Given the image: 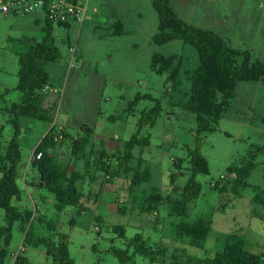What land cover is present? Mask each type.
<instances>
[{"label": "rangeland", "instance_id": "1", "mask_svg": "<svg viewBox=\"0 0 264 264\" xmlns=\"http://www.w3.org/2000/svg\"><path fill=\"white\" fill-rule=\"evenodd\" d=\"M170 2L188 24L211 30L231 47L248 51L253 59L264 62V0ZM45 24L38 14L0 18V126L3 127L5 146L11 142L14 133L7 109L14 103H22V93L17 90L18 54L42 42ZM158 27L159 16L151 0H90L81 27L54 26L62 57L58 63L48 64L47 71L58 89L53 113L57 127L67 128L73 136L83 125L94 127L92 144L97 150L112 155L124 151L125 143L138 132L142 114L151 110L156 101L162 102L156 125L141 130V136L150 138V146L143 156L145 166L150 170V181L135 195H130V178L112 179L92 166L86 181L79 183L85 194L84 204H88L82 213L74 206L59 210L53 194L45 189L26 187L24 180L30 178L34 152L52 125L21 120L18 143L22 162L17 183L22 201H13V205L33 213L25 229L31 225L36 238L58 241L60 234L68 236L73 264H120L110 249H129L130 241L138 234L153 247L165 245L171 252L186 249L188 255L200 258L221 252L223 236L239 234L246 238L250 251L264 255V203H260L264 202V156L255 159L256 167L248 179L250 187L242 191L241 197L230 190L221 193L213 188L218 182L222 183L223 178L230 180L227 178L229 168L239 165L251 151L264 145L262 82L239 83L235 98L216 131L204 135L202 154L208 160L210 170L208 175L196 177L202 190L199 198L191 203L189 214L185 218L171 216L168 206L157 207L156 215L155 212L142 214L140 211L143 198L154 189L164 195H175L184 187L190 177L187 171L190 165L185 162V174L176 172L177 181L172 185L173 162L187 159V149L194 148L196 139L195 115L178 104L190 96V77L199 65L198 53L180 40L156 45L154 37ZM71 48L75 49L74 54ZM154 55L177 57L176 65H180L177 85L167 81L168 73L158 75L153 71ZM138 96L143 99L134 112L128 114L131 103ZM54 153L61 162L72 164L69 143L59 145ZM139 154L137 151L136 156ZM78 169L83 173L87 170L83 162L79 163ZM114 191H118L117 194ZM96 195L100 196L99 200L108 198L113 209L110 205L93 206L98 201ZM257 196L260 202L256 201ZM119 207H126V210L122 213ZM199 219L213 225L204 249L176 240L174 229L177 224L194 223ZM50 224H55V231L50 230ZM6 225V212L0 208V227ZM118 226L125 227V238L115 231ZM25 235L22 222L15 223L5 264H13L19 253L30 264H53L43 247L24 245ZM129 250L136 264H152L149 259L136 255L133 249Z\"/></svg>", "mask_w": 264, "mask_h": 264}, {"label": "trees", "instance_id": "2", "mask_svg": "<svg viewBox=\"0 0 264 264\" xmlns=\"http://www.w3.org/2000/svg\"><path fill=\"white\" fill-rule=\"evenodd\" d=\"M153 8L159 16L158 33L154 43L158 46L180 40L185 45L192 46L199 57L198 67L191 73L190 96L178 106L192 113L196 117V139L193 149H187V159H177L173 162L175 172L171 175V184L177 181L178 173L183 175V166L188 162L187 171L190 177L184 187L175 195H164L154 189L146 195L141 203L142 214L157 212V207L168 206L171 216L185 218L190 211V205L201 194L202 186L196 180L198 175L209 174V162L202 154L204 135L216 131L219 121L229 109L239 83L262 82L264 84V62L253 59L248 51H240L231 47L219 34L206 29L197 28L185 22L172 7L170 0H151ZM63 28L62 26H60ZM45 36L42 42L30 46L27 52L18 54L20 70L18 73L17 90L22 93V103H14L7 112L11 115V125L14 129L11 142L3 143V127L0 126V208L6 212L7 225L0 227V264H5L9 255V247L13 240V227L22 222V229L26 235L24 245L27 247L45 249V253L53 264H73L69 255V237L59 235L58 241L46 238H36L30 225L33 213L30 210L13 205V201H22V192L17 183L19 166L22 155L18 139L21 135V120L31 119L52 125L51 129L37 146L34 155L42 154L41 159L33 162V167L40 174L39 188L47 190L55 196L58 209L74 206L80 208V213L87 210L84 204L85 194L79 183L85 182L88 170L95 166L99 172L112 179L130 178L129 193L135 195L140 187L150 181V170L145 166L144 154L150 146V138L141 136V130L147 126L154 127L162 111V102L142 114L139 130L125 143L124 151L109 154L104 150H97L92 144L95 128L90 125L80 127L76 135H71L65 127H57L54 118L56 103L45 106L46 87H53L47 65L58 63L62 57L61 49L57 45L54 35V25L47 22L43 29ZM120 34V32H119ZM176 56L165 57L154 55L152 69L158 75L169 74L167 81L174 85L179 83L180 65H176ZM142 96L136 97L131 103L128 114L134 112ZM70 144L72 164L61 162L55 156L59 145ZM139 151V156L136 152ZM264 156V145L250 152L249 156L241 160L239 165L229 168L228 179L213 187L221 193L229 190L237 197H241L243 190L250 187L248 179L255 169V159ZM93 159V161L91 160ZM84 163L86 173L78 169L79 163ZM73 166V170H71ZM94 180L95 178H91ZM223 183H225L223 185ZM260 202L259 196L256 198ZM264 203V202H260ZM126 210V207L119 208ZM123 213V212H122ZM99 219V218H98ZM100 220V219H99ZM43 222V221H42ZM51 231L56 230L55 224H50ZM122 238H125L124 226L116 227ZM213 232V225L205 219L194 223L180 222L175 226L174 234L177 241L198 249H204L205 244ZM224 248L214 256L200 258L188 255L186 249L170 251L169 247L159 245L153 247L138 234L129 243L136 255L143 256L152 264H263L264 255H258L248 249L247 240L239 234H229L222 237ZM116 247L110 253L119 260L120 264H136L130 250ZM13 264H30L29 260L19 253Z\"/></svg>", "mask_w": 264, "mask_h": 264}, {"label": "built area", "instance_id": "3", "mask_svg": "<svg viewBox=\"0 0 264 264\" xmlns=\"http://www.w3.org/2000/svg\"><path fill=\"white\" fill-rule=\"evenodd\" d=\"M90 0H0V18L38 14L54 26L80 27L86 19ZM74 54L75 49L71 48ZM72 66L74 63L71 64ZM44 93L58 94L55 87H46ZM42 154L34 155L31 164L41 159ZM213 184V183H212Z\"/></svg>", "mask_w": 264, "mask_h": 264}, {"label": "crops", "instance_id": "4", "mask_svg": "<svg viewBox=\"0 0 264 264\" xmlns=\"http://www.w3.org/2000/svg\"><path fill=\"white\" fill-rule=\"evenodd\" d=\"M53 87H54V84H53ZM47 94V99H46V102H45V106H52V104L53 103H56V99H57V96H56V94H54V93H46ZM22 100H23V95H22ZM52 127V126H51ZM51 127H50V129H51ZM49 129V130H50ZM58 149V147L56 148V150ZM55 150V151H56ZM30 175V178H26L25 180H24V182H25V185H26V187L27 188H33V189H37V190H44L43 188H39V182H40V174H39V171H38V169H36V168H32L31 169V172L28 174V176ZM19 177H20V174H19ZM116 192H118V191H114V194H117ZM96 197H97V199H98V201L96 202V204L95 205H93V206H95V207H97V208H100V206H102V205H110L109 204V201L107 202V200H108V198L107 199H101V200H99L100 199V196H98V195H96ZM86 205H88V204H86ZM90 205V204H89ZM92 205V204H91ZM111 206V208L113 209V205H110ZM87 207V206H86ZM120 208V207H119ZM111 209V210H112ZM158 212V211H157ZM157 212H155L154 214L156 215L157 214ZM99 219H101V217L99 216L98 217Z\"/></svg>", "mask_w": 264, "mask_h": 264}]
</instances>
